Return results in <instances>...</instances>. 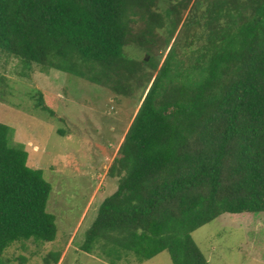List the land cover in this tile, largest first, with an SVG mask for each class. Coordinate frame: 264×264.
I'll return each mask as SVG.
<instances>
[{"label": "trees", "instance_id": "obj_1", "mask_svg": "<svg viewBox=\"0 0 264 264\" xmlns=\"http://www.w3.org/2000/svg\"><path fill=\"white\" fill-rule=\"evenodd\" d=\"M131 44L159 59L130 56ZM0 51L139 103L86 251L210 264L194 230L264 213V0H0ZM28 156L0 122V255L57 236L52 185Z\"/></svg>", "mask_w": 264, "mask_h": 264}, {"label": "rangeland", "instance_id": "obj_2", "mask_svg": "<svg viewBox=\"0 0 264 264\" xmlns=\"http://www.w3.org/2000/svg\"><path fill=\"white\" fill-rule=\"evenodd\" d=\"M126 51L148 60L160 55L134 44ZM15 57L0 51V122L11 127L14 144L28 151V164L51 183L47 210L56 216L58 231L54 241L15 242L0 264H56L53 252L61 254L58 264H174L167 250L140 259L99 243L84 249L100 204L117 190L118 177L109 170L139 108L136 98ZM248 230L264 236V213H224L192 237L210 264H264V238L249 241Z\"/></svg>", "mask_w": 264, "mask_h": 264}]
</instances>
